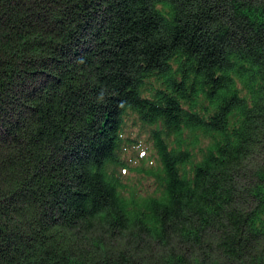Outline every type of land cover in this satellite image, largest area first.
Listing matches in <instances>:
<instances>
[{
    "label": "trees",
    "instance_id": "trees-1",
    "mask_svg": "<svg viewBox=\"0 0 264 264\" xmlns=\"http://www.w3.org/2000/svg\"><path fill=\"white\" fill-rule=\"evenodd\" d=\"M0 264H264V0H0Z\"/></svg>",
    "mask_w": 264,
    "mask_h": 264
},
{
    "label": "rangeland",
    "instance_id": "rangeland-1",
    "mask_svg": "<svg viewBox=\"0 0 264 264\" xmlns=\"http://www.w3.org/2000/svg\"><path fill=\"white\" fill-rule=\"evenodd\" d=\"M135 134H136V131H135ZM131 152H132L131 150H128L127 152H124L123 156H124L125 160H127V161L129 160ZM128 162H131V161H128ZM130 175H131L130 173L129 174L127 173L124 177L126 178V177H128Z\"/></svg>",
    "mask_w": 264,
    "mask_h": 264
}]
</instances>
